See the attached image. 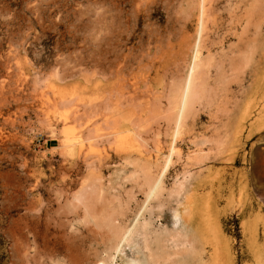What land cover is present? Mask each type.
Segmentation results:
<instances>
[{"label":"rangeland","instance_id":"rangeland-1","mask_svg":"<svg viewBox=\"0 0 264 264\" xmlns=\"http://www.w3.org/2000/svg\"><path fill=\"white\" fill-rule=\"evenodd\" d=\"M209 1L0 0V264H127L101 232L143 221L193 237L171 264H264V0Z\"/></svg>","mask_w":264,"mask_h":264},{"label":"bare ground","instance_id":"bare-ground-1","mask_svg":"<svg viewBox=\"0 0 264 264\" xmlns=\"http://www.w3.org/2000/svg\"><path fill=\"white\" fill-rule=\"evenodd\" d=\"M200 2H203V3H201V6L202 7H204L205 5H203V4H205V2L206 1H209V0H203V1H201V0H199ZM258 1V0H257ZM200 2H199V4H200ZM210 2V1H209ZM209 2H207V4L209 3ZM207 4H206V6L203 8L205 11H206V9L208 8V6H210L209 8H211V5H210V3H209V5L207 6ZM202 7H200V9H202ZM215 7V6H214ZM203 9H202V11H203ZM230 10V9H229ZM202 11H200V12H202ZM207 11H208V9H207ZM206 11V12H207ZM235 13L234 11H228V13H227V15L230 17V14L231 13ZM248 12L249 11H247L246 13L248 14ZM238 13V12H237ZM210 14V13H209ZM243 14V13H242ZM246 14V15H247ZM249 14H251V12H249ZM253 14V13H252ZM251 14V15H252ZM198 14H196V16H197ZM201 15V14H200ZM200 15H199V17H200ZM204 16H206V20L208 19L209 20V15L208 14H206L205 15V13L203 14ZM234 15V14H233ZM232 15V16H233ZM243 16V15H241V13H239L238 14V16ZM204 16H202V18H204L205 19V17ZM208 16V17H207ZM232 16H231V18H232ZM237 16V15H236ZM248 16V15H247ZM247 16H246V20H248L247 19ZM198 17V16H197ZM221 17V16H220ZM226 17V16H225ZM244 17V16H243ZM249 17V16H248ZM251 17V16H250ZM201 18V17H200ZM201 18V19H202ZM235 18H238L239 19V17H235ZM199 19V18H198ZM200 19V20H201ZM214 19V18H213ZM203 20V19H202ZM206 20H204V21H200L201 22V24L200 25H198V26H200L199 27V31H201L202 30V32H203V29L205 28V27H207V25H205L203 22H205ZM208 20L206 21V24L208 23ZM251 20V19H250ZM198 21V20H197ZM233 21V20H232ZM236 22L237 21H240V20H235ZM203 23V24H202ZM211 23V22H210ZM213 23V22H212ZM215 23V22H214ZM232 23V22H231ZM235 23V22H234ZM233 24V23H232ZM204 25H205V27H204ZM216 26V25H215ZM202 27H204L203 29H202ZM231 27V26H230ZM224 28H225V26H224ZM206 30V32H207V29H205ZM226 31V30H225ZM197 32V31H196ZM228 32V31H227ZM201 32H199L198 33V37H197V39H196V41H197V43H196V45H195V49H196V46H198V42H200L199 44L201 45V48L203 47L202 45H204V44H202V43H204V42H201L200 40H201V38H200V40L198 39L199 37H201V34H200ZM212 33H213V31H212ZM217 33V32H216ZM225 33V32H224ZM206 34V37L208 36V33H204V35ZM230 34V33H229ZM233 34V33H232ZM232 34H230V35H232ZM200 35V36H199ZM204 35L202 34V38L204 37ZM220 36H223V34L221 33L220 34ZM226 38V37H225ZM209 39V38H208ZM199 40V41H198ZM224 40V39H223ZM195 41V42H196ZM202 41H205V39H203ZM207 41V40H206ZM222 41V40H221ZM242 43V42H241ZM195 44V43H194ZM208 44V43H207ZM184 45V44H183ZM242 44H240V45H238V46H241ZM192 46H193V44H192ZM207 46V45H206ZM209 46V45H208ZM207 46V47H208ZM180 47H181V44H180ZM200 47V46H199ZM243 47H244V45H243ZM198 48V47H197ZM241 48H242V46H241ZM241 48H239L240 50H241ZM199 50H200V48H199ZM239 50V51H240ZM198 51V50H197ZM194 52H196V51H194ZM199 52V51H198ZM193 54H195V55H193L194 57H192V58H194L191 62V65H189L190 67H189V69H188V71H189V73H188V75L186 76V79H185V81H184V84H183V87H182V85L179 87V90H180V88L182 87V89H181V93H180V97H179V103H178V107H177V117L173 114V116H175V118H173V120H174V122H176V129H175V133H174V135L176 134V130H177V127L178 126H180V124L182 125V120H183V118H186V117H184V116H186V114L185 113H187L186 111L188 110V107H190L191 106V103H192V99H194V95H192V94H194V93H197V91H198V89H196V88H198L197 87V81L195 80V77H196V75L198 74V72H202V70L200 69L201 67L200 66H202L203 64H201V65H198V60H197V53H193ZM199 54V53H198ZM260 54H262V56L264 57V55H263V52L261 53L260 52ZM259 54V56H261ZM234 56V55H233ZM227 57V56H226ZM230 57V56H229ZM210 58V57H209ZM208 58V59H209ZM234 57H232V58H228V59H230V61H232V59H233ZM211 59V58H210ZM212 59H213V57H212ZM200 60V59H199ZM217 60V59H216ZM221 60V59H220ZM220 60H218L217 62L218 63H220L221 64V61ZM211 61V60H210ZM214 62V64L216 63L215 61H213ZM224 62V61H223ZM226 62V61H225ZM236 62V61H235ZM260 62V61H259ZM209 62L207 61V63L206 64H208ZM218 63H216V65L218 64ZM229 63H233V64H236V63H234V61L233 62H229ZM223 64V63H222ZM222 64H221V66H222ZM228 65V64H227ZM197 66L199 67V68H197ZM208 66H209V64H208ZM215 67H217V66H215ZM218 67H219V65H218ZM228 67H232V69H234L235 68V66L233 67L232 65L230 66V64L228 65ZM206 68H207V66H206ZM199 69V70H201V71H197V70ZM218 69V68H217ZM216 69V70H217ZM220 69V68H219ZM209 70V69H208ZM215 70V69H214ZM230 70V69H229ZM197 71V72H196ZM221 71V70H220ZM225 71V70H224ZM207 72V71H206ZM222 72H223V69H222ZM197 73V74H196ZM225 72H223L222 74H224ZM200 74V73H199ZM198 74V75H199ZM206 74H208V73H206ZM197 75V76H198ZM203 75V73L201 74V76ZM200 76V75H199ZM201 76L200 77H197V79L198 80H202V78H201ZM262 77V76H261ZM199 78H201V79H199ZM207 79V78H206ZM197 82V83H195V82ZM260 82H261V84H262V81H261V78H260V80H259ZM202 82V81H201ZM259 82V83H260ZM264 82V81H263ZM194 84H195V86H194ZM201 84V83H200ZM264 85V84H263ZM263 85H261V87L263 86ZM258 86L259 85H257V88H258ZM194 87H195V89H194ZM263 88V87H262ZM193 90H196L195 92H193ZM176 91V94L178 95V93H179V91H178V89L177 90H174V92ZM175 94V95H176ZM177 95H176V97H177ZM173 96V95H172ZM174 97V96H173ZM176 97H174L175 98V100H176ZM193 97V98H192ZM175 100H173V99H171V102L173 103ZM192 100V101H191ZM175 102H178V101H175ZM191 102V103H190ZM174 104V103H173ZM175 105L176 104H174L173 106L175 107ZM190 109V108H189ZM175 113V114H176ZM75 114V113H74ZM188 114V113H187ZM77 115V114H76ZM75 115V116H76ZM74 117V116H73ZM65 118V117H64ZM176 119V120H175ZM185 120V119H184ZM183 120V121H184ZM185 122V121H184ZM174 125H175V123H173ZM172 146V145H171ZM172 148V150H173V146L171 147ZM170 152H171V149H170ZM172 153H173V151H172ZM169 154V153H168ZM170 155H171V153L168 155V156H166L167 157V159H165V160H167V162L166 163H168L169 162V160H171L170 158ZM165 164V163H164ZM168 166V165H167ZM165 167V166H164ZM163 167V168H164ZM166 170V169H165ZM162 172H164V170L162 171ZM162 174V173H161ZM161 174H160V176H161ZM159 176V179L156 181V182H154L153 183V185L152 186H150V190H149V193H148V198L151 196L152 197V195L154 196V194L156 193V191L159 189V183H160V181H161V177ZM157 179V178H156ZM155 179V180H156ZM154 180V181H155ZM156 195V194H155ZM147 196V195H146ZM147 198V197H146ZM145 198V199H146ZM148 198L146 199V200H148ZM150 199V198H149ZM175 222H176V220H175ZM117 234H118V231H116V230H114V229H111V234H105V233H102L101 232V238L105 241H108L109 243H110V248H112V249H114L115 251H119V250H121V245H122V243H124L125 245H128L129 246V251L127 252H125L124 254L125 255H128L129 253H130V256L129 257H127V264H171V263H176V259L175 258H173V254L174 253H176V252H178V251H182V250H184V249H186L188 246H193V237L187 232V230L185 231V233L183 232V231H178V229L177 228H175V227H171V228H166V229H164V230H157L156 228H155V223L153 222V221H143V223H137V224H133L130 228H128L127 230H125L121 235H120V237H118L117 236ZM134 236H136V239H137V241H139L138 242V245L137 246H130V241L133 239V237ZM174 237H176V238H174ZM173 238V239H172ZM110 257H111V255H110ZM113 259V258H112ZM112 259H109V260H112ZM108 262L106 261H104V260H100V264H107ZM108 264H113L112 263V261H110Z\"/></svg>","mask_w":264,"mask_h":264}]
</instances>
